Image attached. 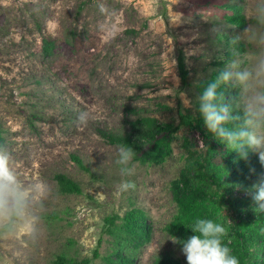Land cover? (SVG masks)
<instances>
[{"label":"rangeland","instance_id":"obj_1","mask_svg":"<svg viewBox=\"0 0 264 264\" xmlns=\"http://www.w3.org/2000/svg\"><path fill=\"white\" fill-rule=\"evenodd\" d=\"M258 2L0 0V147L25 183L44 188L27 221L0 226V264H50L57 256L109 264L119 239L114 228L106 231L105 219L116 216L119 225L131 209L143 212L151 228L147 244L130 248L132 264H152L160 255L187 264L165 226L175 213L170 183L206 149L201 133L181 128L164 162L135 160L129 177L116 164L119 147L101 134L123 133L138 116L174 127L178 104L196 120L200 88L221 68L215 63L247 51L242 32ZM234 8L241 27L229 21ZM44 40L53 42L47 56ZM178 53L188 72L184 87ZM57 175L81 193H62ZM125 180L135 187L122 191ZM248 189L234 196L251 199Z\"/></svg>","mask_w":264,"mask_h":264},{"label":"trees","instance_id":"obj_2","mask_svg":"<svg viewBox=\"0 0 264 264\" xmlns=\"http://www.w3.org/2000/svg\"><path fill=\"white\" fill-rule=\"evenodd\" d=\"M242 20L240 9L234 8V14L229 21L241 27ZM52 48V41H43V55H49ZM215 66L222 67L223 62H216ZM177 69L181 87H184L187 85L188 72L182 53H178L177 56ZM217 72L213 73L210 80ZM205 84H202L200 91ZM223 91L225 103L232 107V114H239L235 107L237 92L233 91L231 86L224 88ZM177 115L178 123L174 127L159 123L154 118L138 116L128 122L123 133L105 132L101 136L111 145L132 147L135 151V160L141 164L158 165L170 155L172 138L181 128L199 131L206 149L198 159L186 160L178 176L171 181L170 192L175 213L165 226V231L178 240H186L193 235L190 227L197 218L213 219L225 227L223 243L238 258L239 264H264V213H255L252 199L234 196V190L251 188L264 177V165H261L258 156L253 152L249 153L247 159H242L236 152L219 142L208 132L200 114L195 120L190 115L183 114L178 104ZM72 159L80 169L85 170L78 158ZM55 180L62 193L76 195L81 193L80 187L64 175H57ZM116 219H118L116 216L105 219L106 231L109 234L113 233L111 231L114 228L119 239L118 249L113 253L114 259H109L108 262L132 264L130 248L137 249L149 242L150 225L146 216L138 209L127 211L119 225H115ZM176 245L181 248L180 244ZM50 264H90V260L77 261L57 256ZM152 264L181 263L170 256L160 255L154 258Z\"/></svg>","mask_w":264,"mask_h":264},{"label":"clouds","instance_id":"obj_3","mask_svg":"<svg viewBox=\"0 0 264 264\" xmlns=\"http://www.w3.org/2000/svg\"><path fill=\"white\" fill-rule=\"evenodd\" d=\"M248 45L242 57L223 61L216 76L206 82L197 97L198 112L209 133L228 149L247 159L250 152L258 155L264 165V0L252 9L251 22L242 32ZM231 86L237 89L235 107L239 114H232V107L225 103L223 89ZM185 105L192 107V99L186 96ZM201 143H203L201 141ZM116 164L121 176L134 175L136 169L135 151L128 145L118 149ZM135 187L125 180L120 184L122 191ZM44 195L43 185H29L15 169L12 155L0 147V226L5 223L28 220L30 208ZM255 213H264V177L248 189ZM34 223L29 222L31 235ZM192 236L178 240L170 236L174 244L181 245L187 264H239L238 258L223 243L225 227L213 219L197 218L191 225Z\"/></svg>","mask_w":264,"mask_h":264}]
</instances>
